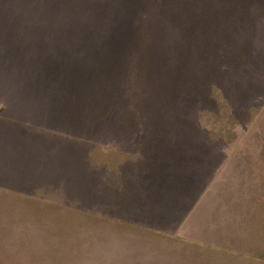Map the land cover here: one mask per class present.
Returning a JSON list of instances; mask_svg holds the SVG:
<instances>
[{"label":"rangeland","instance_id":"obj_1","mask_svg":"<svg viewBox=\"0 0 264 264\" xmlns=\"http://www.w3.org/2000/svg\"><path fill=\"white\" fill-rule=\"evenodd\" d=\"M30 7L83 92L20 122L48 138L35 167L0 148V264H264V0Z\"/></svg>","mask_w":264,"mask_h":264},{"label":"trees","instance_id":"obj_2","mask_svg":"<svg viewBox=\"0 0 264 264\" xmlns=\"http://www.w3.org/2000/svg\"><path fill=\"white\" fill-rule=\"evenodd\" d=\"M38 1L42 5L44 0ZM32 5L33 0H0V91L3 90L0 93L15 99L12 98L13 102L9 104L10 108L7 107L5 117L0 116V139L3 142L0 148L4 154L15 157L18 162L29 167L39 163L35 161V155L44 150L46 145L41 142L48 138L34 126L26 123L22 125L20 122H58L57 118L62 114L65 103L61 99L67 93L71 94V90L62 89L61 77L66 74L63 70L76 66L84 57L78 61L62 62L67 45L58 48L55 43H48L49 49L45 50L40 42L28 38L22 20L28 19ZM77 45L84 54L93 51L92 48L84 47L86 43ZM15 68L20 74V82L16 85L19 87L11 85L12 81L8 77V72L16 73L12 72ZM82 92H72V98Z\"/></svg>","mask_w":264,"mask_h":264}]
</instances>
